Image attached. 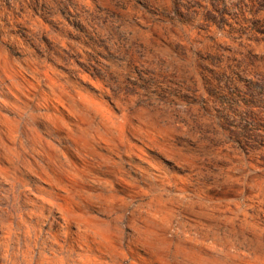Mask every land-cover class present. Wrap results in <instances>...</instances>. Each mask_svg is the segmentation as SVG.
I'll return each instance as SVG.
<instances>
[{"label": "rangeland", "instance_id": "1", "mask_svg": "<svg viewBox=\"0 0 264 264\" xmlns=\"http://www.w3.org/2000/svg\"><path fill=\"white\" fill-rule=\"evenodd\" d=\"M0 264H264V0H0Z\"/></svg>", "mask_w": 264, "mask_h": 264}]
</instances>
